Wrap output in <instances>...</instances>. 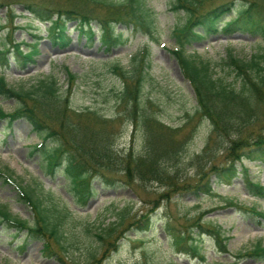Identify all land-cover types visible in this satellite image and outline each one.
I'll return each instance as SVG.
<instances>
[{
  "label": "rangeland",
  "instance_id": "374dc122",
  "mask_svg": "<svg viewBox=\"0 0 264 264\" xmlns=\"http://www.w3.org/2000/svg\"><path fill=\"white\" fill-rule=\"evenodd\" d=\"M16 1L0 0V50L4 48L8 58L7 65L0 70L11 86L29 88L39 79L54 75L66 87L69 69L77 74L73 106L92 107L108 116H116L121 109L116 104L115 91L122 81L113 66H129L135 53L147 49L151 76L144 92L155 103L150 111L174 127L183 126L188 114H195L196 95L172 52L179 47L174 28L183 26L187 16L184 11H172L168 5L171 0H147L158 15V30L154 37L118 26L117 32L123 30L121 42L109 48L102 44L97 28L96 35L89 37L79 31L76 21L68 23V44L62 45L50 33L49 21H42ZM220 1L214 0V3ZM10 7L15 8L14 16H10ZM224 18L228 20L229 15ZM196 29L204 30L201 26H196ZM14 44H21L25 51L37 44L39 52L24 62L12 47ZM263 47V37L241 32H212L186 45L188 53L216 63H221L230 52L249 59ZM228 72L222 65L216 68V76L227 75ZM233 80V77H228L229 82ZM0 107L12 112L16 102L0 97ZM211 129L208 119L195 116L178 138L181 142L180 173L194 185L203 179L197 172L200 167L204 168L203 180L209 179L212 192L188 191L171 200L159 199V206L149 219L150 226L141 229L133 225L126 230L117 249L110 252L103 264H264V261L242 254L258 243L264 245V219L253 211L264 212V198L253 195L247 186L249 181L264 185V165L244 158L231 168L232 163L226 158L228 142H221L218 137L211 141V152L216 164L214 167L221 171L210 170V158L196 164L195 158L209 141ZM119 130L115 141L119 150L132 148L137 153L143 152L146 141L144 129L136 130L127 121ZM188 130L192 132L189 137L184 135ZM38 140L26 120L16 119L11 124L0 120V169L10 172L19 183L35 188L46 202L54 201L61 209L68 210L64 226L72 231L75 245L69 248L68 255L60 259L45 255L41 240L28 238L24 232L15 235L13 229L1 228L0 264H88L90 253L100 247L96 234L102 227L116 222L118 214L123 213L127 217L123 229L129 228L128 222H135L152 208L155 198L164 189L153 182L143 184L136 180L132 185L119 186L95 179V193L87 202L77 204L78 199L67 188L65 176L59 172H46L39 161L40 156L31 152L32 144ZM232 170L236 172L232 176L224 175ZM16 191L14 186L0 180V205H6L12 214L33 222L32 209L18 199ZM202 214H205L204 225L220 227L228 236L227 253H220L217 241L205 229L193 228L192 224ZM179 230L191 232L205 261L180 251L177 245L172 244L171 236Z\"/></svg>",
  "mask_w": 264,
  "mask_h": 264
},
{
  "label": "trees",
  "instance_id": "16d2710c",
  "mask_svg": "<svg viewBox=\"0 0 264 264\" xmlns=\"http://www.w3.org/2000/svg\"><path fill=\"white\" fill-rule=\"evenodd\" d=\"M15 3L22 4L24 10L33 12L42 21H49L50 33L62 45L68 44V23L71 21H76L79 31L89 37L99 31L102 44L108 48L121 42L123 30L117 32L118 26L152 37L158 30L157 12L147 0H17ZM213 3L214 0H171L168 3L172 11H184L187 16L183 26L174 28L179 47L172 51L197 99L195 114H188L183 126L166 124L151 112L155 103L144 92L151 76L147 49L135 53L129 66H113L122 81L115 91L116 104L121 109L116 116H108L92 107H74L72 96L77 74L69 69L66 87L51 75L39 79L29 88L11 86L0 70V97L16 102L12 112L0 107V120L11 124L16 119H24L31 125L32 132L39 139L32 144L31 152L40 156L39 161L46 172H59L65 176L67 188L76 195L77 204L87 202L95 193V179L108 185L128 186L139 180V183L153 182L164 187L152 208L135 222H128L129 228L123 229L127 221L123 213L118 214L116 222L101 228V232L96 234L100 247L90 253L89 263L103 264L133 225L141 229L149 227V219L159 206V199L171 200L188 191L212 192L209 179L203 180L204 168L200 167L197 172L203 179L194 185L180 173L181 142L178 136L195 116L208 119L212 126L209 141L195 158L196 164L210 158V170L221 171L214 167L216 164L211 152V141L218 137L221 142H228L226 158L232 163L231 168L244 158L264 165V47L249 59L230 52L221 63L188 53L186 49L193 39L204 38L212 32H241L264 38V0H221ZM9 13L14 16L15 8L10 7ZM227 15L229 19L225 20ZM196 26H201L203 32ZM12 47L24 62L39 52L37 44L28 51L21 44ZM5 52L4 48L0 50L3 54L0 68L7 65ZM221 65L224 71L228 69L229 72L216 76V68ZM229 76L234 78L233 82L228 81ZM127 121L136 130L145 131V148L141 153L132 148L119 150L116 147L119 129ZM191 134L188 130L184 135L189 137ZM235 173L232 170L224 175L230 177ZM0 180L14 186L18 199L32 209L34 216V221L30 222L12 214L6 205H0V233L1 228L13 229L15 235L24 232L28 238L42 241L45 255L60 259L68 255L69 248L75 245L72 231L64 226L68 210L61 209L54 201L46 202L35 188L19 183L6 170L0 169ZM247 186L253 195L264 198L263 184L249 181ZM253 211L264 219V212ZM204 215L194 221L193 228L205 229L217 241L220 253H227L228 236L220 227L204 225ZM171 238L172 244L177 245L180 251L206 260L191 232L179 230ZM242 254L264 261V245L258 243Z\"/></svg>",
  "mask_w": 264,
  "mask_h": 264
}]
</instances>
